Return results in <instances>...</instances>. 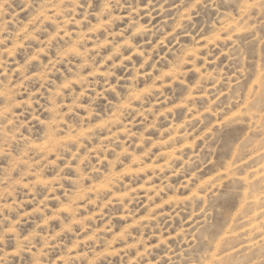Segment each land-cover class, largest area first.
<instances>
[{
    "label": "rangeland",
    "instance_id": "1",
    "mask_svg": "<svg viewBox=\"0 0 264 264\" xmlns=\"http://www.w3.org/2000/svg\"><path fill=\"white\" fill-rule=\"evenodd\" d=\"M0 264H264V0H0Z\"/></svg>",
    "mask_w": 264,
    "mask_h": 264
}]
</instances>
